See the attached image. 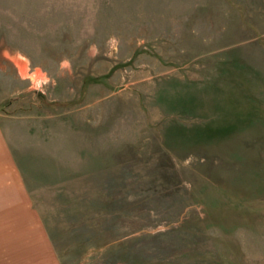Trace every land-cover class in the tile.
Returning a JSON list of instances; mask_svg holds the SVG:
<instances>
[{
  "label": "rangeland",
  "instance_id": "rangeland-1",
  "mask_svg": "<svg viewBox=\"0 0 264 264\" xmlns=\"http://www.w3.org/2000/svg\"><path fill=\"white\" fill-rule=\"evenodd\" d=\"M0 128V264H264V0H0Z\"/></svg>",
  "mask_w": 264,
  "mask_h": 264
},
{
  "label": "crops",
  "instance_id": "crops-1",
  "mask_svg": "<svg viewBox=\"0 0 264 264\" xmlns=\"http://www.w3.org/2000/svg\"><path fill=\"white\" fill-rule=\"evenodd\" d=\"M18 184L17 168L10 157L8 145L2 137L0 128V199L10 198V193L13 198L17 197L16 192L21 188Z\"/></svg>",
  "mask_w": 264,
  "mask_h": 264
}]
</instances>
